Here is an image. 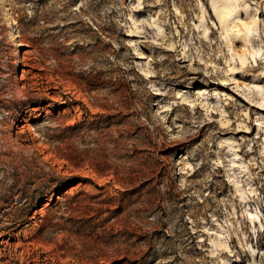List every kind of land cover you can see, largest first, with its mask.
Returning <instances> with one entry per match:
<instances>
[{
  "label": "rangeland",
  "instance_id": "374dc122",
  "mask_svg": "<svg viewBox=\"0 0 264 264\" xmlns=\"http://www.w3.org/2000/svg\"><path fill=\"white\" fill-rule=\"evenodd\" d=\"M237 2L242 65L212 0H0V264H264V0Z\"/></svg>",
  "mask_w": 264,
  "mask_h": 264
},
{
  "label": "bare ground",
  "instance_id": "6f19581e",
  "mask_svg": "<svg viewBox=\"0 0 264 264\" xmlns=\"http://www.w3.org/2000/svg\"><path fill=\"white\" fill-rule=\"evenodd\" d=\"M212 4H213L214 13H215V15H216V17L220 23L222 34L224 36L226 44L228 45V47L231 51V56L232 55L236 56L238 58L239 63L241 65L244 64L243 62H246L245 61V59H246L245 53L246 52L249 53L252 57L253 53L257 52V51L252 52V50L250 51V50H248V48L243 47L244 45L240 48L238 47V49H237L232 45L231 39H234L233 37H241L242 40L245 41V43L250 41L248 36H249V34H251L250 32L252 31L251 30L252 27L254 25H256L255 24V16L253 13L254 12L253 10L255 8H252L251 11H253V12H251V14L247 15L245 18L235 17L232 20H229V15H232L230 13L231 12L234 13V11H236L235 10L236 6L239 5L237 0H212ZM244 4H245L244 6H247V8H248V4H246L245 2H244ZM129 21H130V24L128 26V30L126 32V35H129L131 38L133 35H135V33H136L135 31L138 28L139 23L132 16H130ZM158 28H160V27H158ZM203 30H204V35L211 33V30H209L208 27H204ZM25 62H27V61H25ZM27 63H29V62H27ZM29 66H31V65H29ZM30 68H32V67H30ZM147 72H148L147 74L149 75V71H147ZM255 87L258 90L262 89V86L257 85V84L255 85ZM262 91H264V90H262ZM261 98L262 99L264 98V94H262V93H261Z\"/></svg>",
  "mask_w": 264,
  "mask_h": 264
}]
</instances>
